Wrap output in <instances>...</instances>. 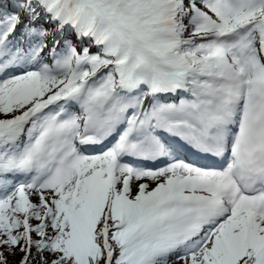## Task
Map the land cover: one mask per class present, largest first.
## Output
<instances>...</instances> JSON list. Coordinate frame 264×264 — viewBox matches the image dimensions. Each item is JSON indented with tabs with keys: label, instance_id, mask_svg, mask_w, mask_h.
Segmentation results:
<instances>
[{
	"label": "snow or ice",
	"instance_id": "6c2138e0",
	"mask_svg": "<svg viewBox=\"0 0 264 264\" xmlns=\"http://www.w3.org/2000/svg\"><path fill=\"white\" fill-rule=\"evenodd\" d=\"M0 264H264V0H0Z\"/></svg>",
	"mask_w": 264,
	"mask_h": 264
}]
</instances>
